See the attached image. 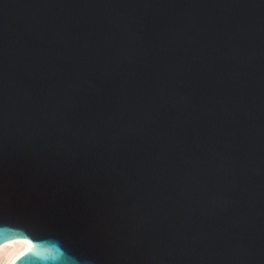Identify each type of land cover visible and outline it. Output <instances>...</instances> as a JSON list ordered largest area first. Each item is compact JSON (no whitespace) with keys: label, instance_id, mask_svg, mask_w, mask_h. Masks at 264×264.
<instances>
[{"label":"water","instance_id":"obj_1","mask_svg":"<svg viewBox=\"0 0 264 264\" xmlns=\"http://www.w3.org/2000/svg\"><path fill=\"white\" fill-rule=\"evenodd\" d=\"M6 243L264 264V0H0Z\"/></svg>","mask_w":264,"mask_h":264},{"label":"bare ground","instance_id":"obj_2","mask_svg":"<svg viewBox=\"0 0 264 264\" xmlns=\"http://www.w3.org/2000/svg\"><path fill=\"white\" fill-rule=\"evenodd\" d=\"M28 249V244L6 243L0 246V264H12L18 256Z\"/></svg>","mask_w":264,"mask_h":264}]
</instances>
